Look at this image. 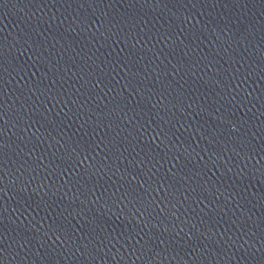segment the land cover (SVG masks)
<instances>
[{
	"label": "water",
	"instance_id": "obj_1",
	"mask_svg": "<svg viewBox=\"0 0 264 264\" xmlns=\"http://www.w3.org/2000/svg\"><path fill=\"white\" fill-rule=\"evenodd\" d=\"M0 264H264V0H0Z\"/></svg>",
	"mask_w": 264,
	"mask_h": 264
}]
</instances>
